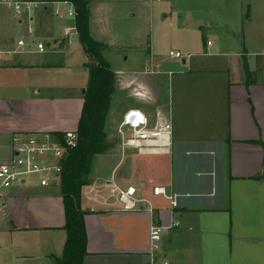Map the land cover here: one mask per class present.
Listing matches in <instances>:
<instances>
[{
  "label": "crops",
  "instance_id": "obj_1",
  "mask_svg": "<svg viewBox=\"0 0 264 264\" xmlns=\"http://www.w3.org/2000/svg\"><path fill=\"white\" fill-rule=\"evenodd\" d=\"M148 1L149 33H138L147 37L144 68L116 72L117 81L120 94L130 97L125 109L143 110L150 130L163 132L169 124L171 133L140 152L122 139L115 150L108 132L115 144L100 154L83 190L90 211L85 264L129 258L150 264L153 222L166 227L161 259L169 264H264V179L255 178L264 171V41L253 37L256 6L251 0ZM112 4L104 27L111 37ZM13 16L0 10V163L13 154L14 134L77 128L83 106V98L58 94L48 79L57 76L51 75L63 66L58 53L67 58L71 43L63 46L53 26L42 29L32 19L37 37L56 49L19 51L24 36L15 47L6 41L16 26L27 33L28 23ZM172 50L186 57H165ZM244 56L254 72L251 83ZM113 185L136 186L153 209L143 203L140 211L123 210ZM153 186L165 187L176 204L154 195ZM64 225L54 185L30 180L6 190L0 195V264H56L53 257L62 255L67 238Z\"/></svg>",
  "mask_w": 264,
  "mask_h": 264
},
{
  "label": "built area",
  "instance_id": "obj_2",
  "mask_svg": "<svg viewBox=\"0 0 264 264\" xmlns=\"http://www.w3.org/2000/svg\"><path fill=\"white\" fill-rule=\"evenodd\" d=\"M48 3L33 2L26 0H0V7L10 9L21 23L27 24V35L17 41L19 51H29L44 53L56 49L54 43H48L37 37L34 26L30 24L33 13L39 5ZM59 5L53 12L57 20L69 21L64 28L63 38L69 44L79 37L76 25V6L68 1L53 2ZM69 5L66 9L64 6ZM208 44H211L209 42ZM171 58H185L186 55L178 50L169 52ZM149 118L147 114L139 108H129L126 110L120 123V135L125 146H134L142 152L143 148L153 142L154 137L157 142L171 133V125L167 124L164 131H152L149 129ZM130 132V133H128ZM166 132V133H165ZM78 130L68 129L63 132L39 130L34 132L16 133L12 137L13 154L0 163V195L13 186L28 182L29 177H34L40 186L46 187L60 183L63 162L68 151L78 145ZM117 193L121 207L125 211H140L143 203L152 204L144 197L139 189L134 185L118 186L113 185ZM154 195H164L173 205L176 204L173 196L168 195L163 186H153ZM166 227L153 222L150 229V264H169L167 260L161 259L163 252V235ZM163 258V257H162Z\"/></svg>",
  "mask_w": 264,
  "mask_h": 264
},
{
  "label": "trees",
  "instance_id": "obj_3",
  "mask_svg": "<svg viewBox=\"0 0 264 264\" xmlns=\"http://www.w3.org/2000/svg\"><path fill=\"white\" fill-rule=\"evenodd\" d=\"M26 1L73 3L78 13L76 25L79 38L90 59L84 65L88 69L89 80L83 94L82 113L78 124V145L68 151L63 162L60 183L54 185L63 200L65 210L63 228L67 232V238L62 255L54 256L53 261L56 264H85V259L89 255L85 217L90 211L83 205V190L91 181L92 163L95 156L107 153L115 144L108 138L106 124L117 93V74L104 56L105 45L91 34L90 0ZM249 12L250 8H248L247 17L250 16ZM61 44L66 46L64 38ZM243 63L247 81L251 83L254 81V72L251 71L246 56L243 57ZM255 178L264 179V171Z\"/></svg>",
  "mask_w": 264,
  "mask_h": 264
},
{
  "label": "rangeland",
  "instance_id": "obj_4",
  "mask_svg": "<svg viewBox=\"0 0 264 264\" xmlns=\"http://www.w3.org/2000/svg\"><path fill=\"white\" fill-rule=\"evenodd\" d=\"M111 0H90V9H91V18H90V31L93 30L94 38L99 40L100 42L109 43L112 41V46L105 48L103 53L106 60L109 62L110 67L117 73L126 72V71H135L140 68H144L142 65V61L144 60V55L146 53V43L144 40L147 39L145 36L146 31L149 29V18L148 13L146 11V7L151 6V3L148 0L141 1L140 0H123L121 2H117L116 0H112V7L114 8L115 16L112 18L113 21V33L112 37L105 32V21L109 19V15L107 14L108 5ZM253 1L254 5L256 6V13L254 19V26L253 30L257 36H253L254 38H261L264 41V2L262 0H251ZM144 4V5H143ZM59 5L48 3L45 5H39L38 8L32 14V19L38 21L37 25H40L41 28L45 25H50L54 27L55 32L58 36H62L64 32V28L67 26L63 20H57L53 16L54 10L58 8ZM66 9L70 6L65 5ZM3 8V7H2ZM0 7V10L2 9ZM47 10H46V9ZM45 9V10H44ZM137 12L135 17H131L130 13ZM260 11V12H259ZM11 14L13 15L12 11ZM16 20H19L18 17L13 16ZM13 18V19H14ZM154 18V17H153ZM92 21V22H91ZM157 25L159 22L158 17L156 18ZM28 23V18L26 20ZM108 22V21H107ZM106 22V26L107 23ZM70 23V22H69ZM54 24V25H52ZM39 26V28H40ZM43 29V28H42ZM41 29V30H42ZM142 29V36H139L138 33L141 32ZM109 30V28H107ZM15 35L11 36L7 39L6 43H10L13 47H15V43L20 36H26V28L23 25L16 26ZM149 33V30H148ZM61 34V35H60ZM92 34V32H91ZM176 31H171L172 37H174ZM105 45V44H104ZM82 42L78 37L75 39L70 47L67 49L68 53L66 56L69 60L65 57V52L58 53V56H63V66L59 67L60 69L57 70V73H54L57 76L55 78H48L50 81L53 82V86H59V88L54 89L58 91L57 93H62L63 95H72L77 96L79 98H83V94L86 91L82 92V86L87 83L89 80V72L88 69L84 66V68L77 67L76 63L81 62L85 65L90 59L88 54L82 51ZM106 47V46H105ZM164 47H166L164 45ZM83 54V55H82ZM38 55V54H37ZM165 57L169 58L168 54H164ZM129 56V60L125 61V57ZM87 57V59H86ZM52 59L59 60V57H53ZM177 60H180L177 58ZM41 61V59H40ZM47 61V60H46ZM49 62V59H48ZM66 62L68 63L67 65ZM61 66V65H60ZM87 69V70H86ZM62 71V72H61ZM56 72V71H54ZM62 74V77H61ZM50 75V74H49ZM46 75V76H49ZM47 80V77L45 78ZM119 79V77H118ZM45 80V81H46ZM57 80V81H56ZM119 81H117V93L113 100V105L111 110L108 114L106 129L110 132L111 139L115 140L116 145L118 148H114L115 150L119 149L121 144V135H120V123L122 119L123 113L128 110L125 109V106L129 103V96L126 93L120 94L119 91ZM62 87V88H60ZM53 92V93H52ZM49 93L54 94V91H49ZM79 124V122H78ZM76 128V127H75ZM74 128V129H75ZM78 130V125L77 128ZM130 133V132H128ZM101 156L97 155L93 159L92 163V172L96 170L97 165L100 163ZM34 181V177H29L28 181ZM57 188V187H55ZM135 264L134 259H126L117 263V264Z\"/></svg>",
  "mask_w": 264,
  "mask_h": 264
},
{
  "label": "water",
  "instance_id": "obj_5",
  "mask_svg": "<svg viewBox=\"0 0 264 264\" xmlns=\"http://www.w3.org/2000/svg\"><path fill=\"white\" fill-rule=\"evenodd\" d=\"M83 91H85V90H83Z\"/></svg>",
  "mask_w": 264,
  "mask_h": 264
}]
</instances>
